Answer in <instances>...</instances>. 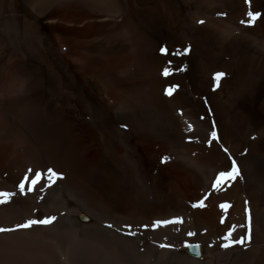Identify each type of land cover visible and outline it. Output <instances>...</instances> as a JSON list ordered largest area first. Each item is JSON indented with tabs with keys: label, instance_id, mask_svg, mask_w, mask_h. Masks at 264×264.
<instances>
[{
	"label": "bare ground",
	"instance_id": "1",
	"mask_svg": "<svg viewBox=\"0 0 264 264\" xmlns=\"http://www.w3.org/2000/svg\"><path fill=\"white\" fill-rule=\"evenodd\" d=\"M0 191V264H264V0H0Z\"/></svg>",
	"mask_w": 264,
	"mask_h": 264
},
{
	"label": "snow or ice",
	"instance_id": "2",
	"mask_svg": "<svg viewBox=\"0 0 264 264\" xmlns=\"http://www.w3.org/2000/svg\"><path fill=\"white\" fill-rule=\"evenodd\" d=\"M246 15L249 17L247 23L248 24H252L259 14L258 13L257 14H253L252 12H248ZM201 23H202V21H201ZM241 23L243 24V23H245V21H241ZM160 51L162 53H164L166 50L161 48ZM185 51H187V49H185ZM177 54H179V53H177ZM163 75H165V76L169 75V69L168 68H165L163 70ZM223 75H224L223 73H219V72L215 73L214 80L218 83ZM172 91H173L172 88H168V89L165 90L167 95H171ZM189 130H191V125H189ZM211 136H212V138H216L217 133L215 131H213L211 133ZM165 159H167V158H165ZM32 171L33 170H31V169L28 170L29 173H31ZM238 175H239V172H238L236 163H235V161H233L231 170H229V171H221V172L216 174L215 180L212 182V188L215 189V190H218L221 187V185H223L226 181L235 180ZM43 177L47 178V181H48V185L47 186H50L52 183H54L56 181L57 178H59V174L56 173L51 168L47 169L46 173H43V174L40 171H36L35 175L29 181V176L26 173L24 178L17 185V187L19 188V192L20 193H24L25 192V183L26 182H27V191L28 192L33 191L34 187L37 184L40 183V181H41V179ZM42 190H43V188H41V191ZM15 195H16V193H14V192L0 191V204L7 202L11 197H13ZM192 207H194V208L195 207H204V200L201 199L200 201H198L196 203H193ZM220 207L222 209L226 210L229 207V205L222 204V205H220ZM245 210L247 211V209H245ZM55 219H56L55 217H45L44 219H38V220L37 219H31V220H28L24 224H17L15 226V228H2V227H0V232H10V231H15V230H18V229H21V228H29V227H31L34 224L47 225V224L52 223ZM182 222L183 221H182L181 218H174L172 220H164V221H155L153 223V227H159L161 225H167V224H177V223H182ZM241 227H243V225H241ZM234 230H235V226L233 227V229H230L227 232V234L223 237V239L226 242L224 244H222L221 247L229 248V247H231L234 244L243 245V244L246 243V241L248 239H250V236L249 237L241 236V238L238 239V240L232 239V233H233ZM132 234H134V233H132ZM187 235L193 236V235H195V233L188 232ZM161 247H165V245H161ZM185 247L193 249V250H197L199 248V245H191V244H187L186 243ZM195 254L199 255L200 253H199V251H196Z\"/></svg>",
	"mask_w": 264,
	"mask_h": 264
},
{
	"label": "water",
	"instance_id": "3",
	"mask_svg": "<svg viewBox=\"0 0 264 264\" xmlns=\"http://www.w3.org/2000/svg\"><path fill=\"white\" fill-rule=\"evenodd\" d=\"M193 250V249H192ZM191 251V250H190ZM193 251H196V250H193Z\"/></svg>",
	"mask_w": 264,
	"mask_h": 264
},
{
	"label": "rangeland",
	"instance_id": "4",
	"mask_svg": "<svg viewBox=\"0 0 264 264\" xmlns=\"http://www.w3.org/2000/svg\"><path fill=\"white\" fill-rule=\"evenodd\" d=\"M164 48V47H163Z\"/></svg>",
	"mask_w": 264,
	"mask_h": 264
}]
</instances>
